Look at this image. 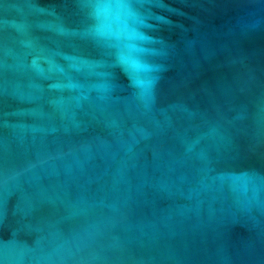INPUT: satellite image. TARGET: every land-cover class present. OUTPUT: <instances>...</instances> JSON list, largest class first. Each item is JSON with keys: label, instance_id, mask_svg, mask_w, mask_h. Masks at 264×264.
<instances>
[{"label": "water", "instance_id": "water-1", "mask_svg": "<svg viewBox=\"0 0 264 264\" xmlns=\"http://www.w3.org/2000/svg\"><path fill=\"white\" fill-rule=\"evenodd\" d=\"M0 264H264V0H0Z\"/></svg>", "mask_w": 264, "mask_h": 264}]
</instances>
